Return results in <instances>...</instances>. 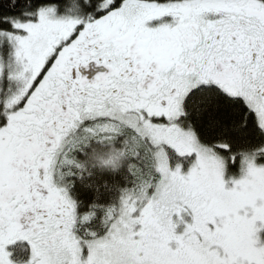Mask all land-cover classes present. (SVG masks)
I'll use <instances>...</instances> for the list:
<instances>
[{
    "label": "snow or ice",
    "instance_id": "obj_1",
    "mask_svg": "<svg viewBox=\"0 0 264 264\" xmlns=\"http://www.w3.org/2000/svg\"><path fill=\"white\" fill-rule=\"evenodd\" d=\"M0 264H264V0H0Z\"/></svg>",
    "mask_w": 264,
    "mask_h": 264
}]
</instances>
